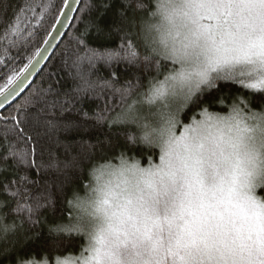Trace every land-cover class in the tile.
<instances>
[{
	"label": "snow or ice",
	"instance_id": "1",
	"mask_svg": "<svg viewBox=\"0 0 264 264\" xmlns=\"http://www.w3.org/2000/svg\"><path fill=\"white\" fill-rule=\"evenodd\" d=\"M63 2L71 9L69 0ZM117 5L111 24L125 33L129 63L138 57L137 44L129 39L134 35L145 47L146 67L155 61L158 74L162 60L172 67L163 80L151 78L136 93L139 99L128 103L131 92L124 91L121 111L111 118L98 116L97 123L135 124L127 143L158 147L159 163L149 157L142 167L121 152L94 164L84 197L74 192L68 200L76 210L75 222L50 229L83 235L85 244L75 260L57 256L56 264H264V196L257 194L264 191V0H117ZM11 7L10 16L0 11V64L7 69L0 108L23 93L48 52V37L55 39L49 31L19 71L9 68L5 57L13 64L19 59L8 56L9 50L27 47L32 21L39 22L38 12L50 5L21 0ZM100 7L112 8L113 3ZM60 12L67 17L63 8ZM52 28L59 31L56 24ZM93 59L88 57L89 63ZM101 59L110 63L115 57ZM218 82L239 85L249 95L232 96L226 104L228 97L209 91ZM255 95L260 97L258 108L253 107ZM189 105L198 110L182 123L180 113ZM212 105L228 111H210ZM17 108L9 130L17 143H10L5 133L0 164L6 166L11 156L17 174L21 165L39 172L26 129L39 124L40 113ZM47 167L58 169L60 163L51 159ZM32 183L27 175L19 182L0 181V208L18 198L13 222L6 224L0 216V237L19 231L25 222L37 223L39 209L50 203L44 196L29 202L27 185ZM0 251L7 252V246ZM16 264L50 261L18 256Z\"/></svg>",
	"mask_w": 264,
	"mask_h": 264
},
{
	"label": "trees",
	"instance_id": "2",
	"mask_svg": "<svg viewBox=\"0 0 264 264\" xmlns=\"http://www.w3.org/2000/svg\"><path fill=\"white\" fill-rule=\"evenodd\" d=\"M18 2L21 0H0V11H6L10 16L11 6ZM35 2L48 4L50 7L43 14L38 12L39 22L32 21L30 28L33 36L27 47L21 44L9 50L8 56L19 59L13 64L8 57L4 58V63L9 68L15 67L17 71L28 62L27 58L34 50L43 44L64 5L63 0ZM108 2L109 0H82L69 31L35 81L18 100L0 112V154L6 152L7 145L3 144L6 132L8 141L13 145L17 143L15 136L9 131L14 123L11 117L18 112L17 106H20V111L40 113L39 124L26 129L32 137L27 146L35 147V159L41 165L39 172L35 168L21 165L17 174L16 166L9 156L6 166L0 164V169L6 167V170H0V181L19 182L20 176L27 175L30 181H35L27 185L29 202L34 203L35 198L40 196L47 197L50 201L46 207L39 209L37 223L30 225L25 222L19 231L0 237V249L5 246L8 248L7 252L0 251V264H16L18 256L35 257L37 260L46 257L53 264L57 256L67 258L79 255L85 244L83 235L50 229L55 224H69L70 214L72 217L75 211L69 206L68 200L73 199L74 192L78 195L84 193V185L89 182L92 166L103 164L121 152L129 158L134 157L142 165L149 163V157L152 160L158 158L157 147L127 143L128 133H135L136 127L129 124H113L109 127L106 122L97 123L98 116L106 115L111 118L121 111L124 106L121 94L124 91L130 90L128 103H131L139 98L136 93L148 87L151 78L162 80L172 67L170 61L163 60L159 74L154 66L155 61L153 65L146 67L145 47L134 35L129 39L137 44L138 57L134 63H129L126 58L128 41L122 39L125 33L111 24L118 6L117 0H111L112 8L100 7L101 3ZM148 2L149 0H145V3ZM5 4L8 5L6 9L3 8ZM139 14L146 16V13ZM97 25L100 31L97 30ZM2 53L0 46V55ZM109 54L115 57L110 63L101 59ZM93 55L95 59L89 63L88 57ZM6 71L4 64H0V85L5 82ZM209 91L214 97H228L226 104H230L232 96L249 95L248 90L239 85L224 82H218L217 87ZM205 96H208L207 92ZM259 100V95H255L254 108L259 107ZM202 102L206 103L207 100ZM197 110L191 105L185 108L181 113L182 122L188 123ZM209 110L221 113L228 111L224 105H212ZM51 159L59 161L58 169L47 167ZM116 161L112 159L111 162ZM16 199L18 198H12L10 203L0 208V216H3L6 224H11L16 216L12 211L16 206ZM57 247L58 250L53 251Z\"/></svg>",
	"mask_w": 264,
	"mask_h": 264
},
{
	"label": "water",
	"instance_id": "3",
	"mask_svg": "<svg viewBox=\"0 0 264 264\" xmlns=\"http://www.w3.org/2000/svg\"><path fill=\"white\" fill-rule=\"evenodd\" d=\"M82 0H69V4L71 5V9L69 7H66L63 5L64 12L67 13V17L59 13L60 22H57V19L54 24H56V28L59 29L57 32L56 29H51L50 31L53 32L55 39L53 37H48L49 40H51L50 45H45V47L48 48V52L45 54V58L41 61L39 65L35 67V69L32 71V75L29 77V80L27 81L25 85V90L22 94H20L18 97L14 98L12 101H10L8 104H6L3 108H0V112L6 109L8 106L13 104L16 100H18L32 85V83L35 81L37 76L40 74L44 66L49 61L50 57L54 53V51L57 49L63 38L66 36L67 32L69 31L74 18L78 12V9L81 5Z\"/></svg>",
	"mask_w": 264,
	"mask_h": 264
},
{
	"label": "rangeland",
	"instance_id": "4",
	"mask_svg": "<svg viewBox=\"0 0 264 264\" xmlns=\"http://www.w3.org/2000/svg\"><path fill=\"white\" fill-rule=\"evenodd\" d=\"M139 43H140V41H139ZM141 45H143L142 43H140ZM163 80V79H162ZM139 99V98H138ZM143 110L144 111H147L148 110V106L147 105H144L143 106ZM154 110V109H153ZM182 113V112H181ZM181 113H180V119H181ZM181 122H182V120H181ZM182 123H185V122H182ZM127 125V124H126ZM129 125H131V126H134V127H136V125L135 124H129ZM177 134H179V132H177ZM158 148V147H157ZM159 149V148H158ZM159 155H160V150H159ZM159 155H158V158H157V160H152V163H159ZM138 161V160H137ZM139 162V161H138ZM113 164H117V163H119V161L117 160L116 162H112ZM140 163V162H139ZM149 164V163H148ZM148 164L147 165H142V164H140L142 167H147L148 166ZM84 193L83 194H81V195H79L80 197H84V195H85V190L83 191ZM260 192V193H259ZM257 194L258 195H260V196H264V191H262V190H257ZM73 210L75 211L74 212V214H73V216L71 217V219H70V221H69V223L71 222V223H74L75 222V215H76V210L73 208ZM80 256V254L79 255H77V256H72V257H67V258H69L70 260H75L77 257H79ZM53 264H56V262H54Z\"/></svg>",
	"mask_w": 264,
	"mask_h": 264
}]
</instances>
